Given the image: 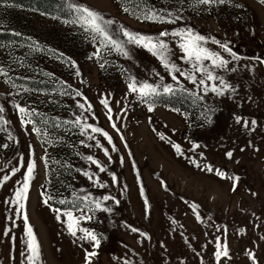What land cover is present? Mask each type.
Here are the masks:
<instances>
[{
  "label": "rangeland",
  "instance_id": "374dc122",
  "mask_svg": "<svg viewBox=\"0 0 264 264\" xmlns=\"http://www.w3.org/2000/svg\"><path fill=\"white\" fill-rule=\"evenodd\" d=\"M75 1L106 20H114L113 31L122 25L129 32L158 38L162 31L171 33L190 28L205 36L209 41L205 47L229 60V69H237L235 72L214 70V74L222 76L236 91L224 96L209 91L205 95L203 86L174 73L180 80L177 85L160 61L142 47L126 45L130 58H125L114 50L101 49L98 41L92 40L83 28L64 23L65 18L0 1V68L8 72V77L0 76V107L4 109L0 118L7 121L0 124V145H8L0 147V180L10 177L0 187V223L20 225V216L15 215L17 207L6 201L14 200L16 190L24 183L26 165L33 160L36 169L26 203L32 228L38 226L40 217H49L48 227L62 223L53 211L43 212V148L36 133L31 131L32 124L27 123L28 117L22 123V114L14 105L19 104L28 111L47 106L67 120L75 121L79 115L82 123L108 132L118 149L112 152V146L98 133L89 130L81 135L75 162L77 173L67 194L72 205L80 204L75 197L85 195L95 200L111 195L120 201L119 205L106 202L104 206L113 209L111 214L97 210L91 220L80 222L79 227L103 237L93 264H124L125 261L129 264H217L214 255L217 241L226 244L229 252V257H222L219 264H253L248 252L255 255L256 264H264V64L254 59H264V5L259 0H230V3L198 7L192 5V0H183L182 5L180 0ZM137 5L141 9L151 8L166 19L170 17L165 10L182 19L156 23L138 20L123 11L124 7L135 10ZM119 38L125 39L122 35ZM213 38L227 43L241 59L233 60L211 43ZM162 39H166L171 50L170 63L190 72L191 64L181 59L179 38L169 35ZM205 63L210 66V62ZM196 76L199 80L200 74ZM132 79L153 85L171 84L176 93L183 86L188 90L186 93L203 96V101L194 102L193 95L192 98L185 96L181 100L184 107H173L161 104L165 100L162 96L172 94H162L149 101L153 107L149 112V103L129 92ZM206 83L209 88L213 83L220 86L219 81ZM33 86L42 89L36 90ZM76 91L81 96H76ZM62 92L65 94L61 95ZM102 99H107L112 108V121L100 103ZM78 103L85 104L86 109L90 104V111L80 109ZM206 109H214L208 113L211 123L204 117ZM236 117L249 121V128L237 124ZM253 120L256 121L254 128ZM112 123H116L119 133L112 128ZM88 135L93 139H87ZM96 141L109 149L111 163L102 148L95 146ZM173 144L180 146L183 155L176 152ZM194 145L199 147L193 149ZM229 151L233 153L231 159L226 156ZM89 155L108 172L100 173L86 159ZM205 165H210L213 172L202 170ZM14 168L19 171L12 175ZM216 169L228 177H239L235 191L234 181L218 177ZM84 171L107 187L94 186L82 175ZM109 173L117 177L116 183ZM145 198L149 202L147 216ZM192 204L198 206L195 213L190 207ZM74 214L79 215L77 211ZM64 223L65 236H41L43 255L38 264H86L85 254L93 250L91 244L78 239L82 233L77 237L69 233L67 218ZM133 227L139 231L132 232ZM139 232L146 233L147 238ZM57 246L64 247V255L63 251L56 250ZM61 255L65 259H60Z\"/></svg>",
  "mask_w": 264,
  "mask_h": 264
},
{
  "label": "snow or ice",
  "instance_id": "6c2138e0",
  "mask_svg": "<svg viewBox=\"0 0 264 264\" xmlns=\"http://www.w3.org/2000/svg\"><path fill=\"white\" fill-rule=\"evenodd\" d=\"M259 2L264 5V0H259ZM181 5L183 4V0H180ZM230 3V0H192V5L194 7H198L200 5H206V6H212L217 4H225ZM237 7H240V5H236ZM8 7H12L11 4L8 5ZM68 8L71 9L73 12L76 13V15L71 20H65L64 23L68 24H76L79 27L83 28L84 32L89 33L92 40L98 41L99 46L101 49H107L108 51H115L122 55L125 58H130V52L127 49L126 45H134L137 47H142L146 49L148 52H150L154 57H156L161 65L169 71L171 78L173 81L176 82L177 85H180V80L177 78V76L174 73H179V76L183 77L185 80L190 81L192 84L196 85L199 84L200 86H203L202 91L206 95L209 91L213 92L217 96H224L228 92H235L236 89L229 83L225 81V79L220 76L214 74V70L220 69V70H227L231 72H235L237 69L235 67L229 69V63L230 61L223 58V56L215 51L210 50L209 48L205 47L206 44H208V39L200 34L195 33L192 29H184L181 31H172L171 33L167 31H162L159 33L158 38H154L152 36H147L139 33H132L126 30L122 25L118 27L115 31L112 30V26L116 23L114 20H106L103 16H101L99 13L87 8L80 6L75 3H69ZM180 9H177L179 11ZM123 11L126 13H129L130 15H133L138 20L142 21H150V22H156V23H174L176 20L182 19L181 16L174 15L173 12L165 10L167 17H170L169 19L165 18V15L158 14V12L153 11L151 8H143L141 9L139 5L136 6V9H130L128 7H124ZM139 11V14L137 12ZM56 18V17H53ZM12 35L19 36L20 33H12ZM119 35H122L125 39L121 40L119 38ZM169 35L172 37H178L179 38V44L178 47L180 48L181 52L183 53L181 59L185 63L191 64V71L185 72L182 71L179 67H177L174 63H170V55L171 50L169 49L168 43L166 42V38ZM211 43L216 44L219 48H221L224 52L228 53L233 60H240L241 57H239L235 52L232 51V49L228 46L227 43H221L218 40H215L214 38L211 40ZM254 59L259 60L261 64H264V59H260L259 57H255ZM210 62V66L206 64L205 62ZM101 68L104 67L103 64L100 65ZM196 73L200 74L199 80H197ZM77 75H79V72H77ZM157 75H159L157 73ZM0 76L8 77V72L4 70V68H0ZM161 82L163 81V77L160 78ZM206 81H219L220 86H216L215 83L209 88ZM5 82H8L6 80ZM12 87H15V84H12ZM129 92L133 94H137L138 98L145 102L149 103V101L154 98L158 97L162 94H176V89L173 88L171 84H157L153 85L151 83L147 82H138L135 79H132V81L128 84ZM25 91H28V89H25ZM179 91L181 92H187L188 90L183 88V86H180ZM65 93H61V95H64ZM190 95L194 96V102L196 101H203V96L192 94ZM76 96H81V93L79 91H76ZM100 103L104 106L105 109H107L108 113V120L112 121L113 117L111 115L112 108L109 106V102L107 99H102ZM20 114H22V123H24V117L27 116L28 124H32L31 131L35 132L37 136H47V132H43L42 129L36 127L35 123L31 119V113H29L28 109L25 107H21L19 104L14 105ZM80 109L84 111H90L91 105H88V108H85V104L78 103L77 105ZM4 109L0 107V113H3ZM148 111L152 112L153 107L151 103H149ZM210 111H214V109H206L204 112V117L207 120L208 123H211L210 116L208 113ZM235 122L237 124H242L244 128H249V121L243 120L240 117L235 118ZM7 121H3L2 118H0V124H6ZM46 123V121H45ZM65 125H74L80 129L81 135H86L88 131L90 130L92 133H98L107 141L109 145H111V151L116 152L118 149L116 148L115 144L113 143V138L109 135L108 132L104 131L103 129L99 127H94L87 123L81 122V116L77 115L75 121L70 120H64L62 122ZM251 125H256V121H251ZM56 128L60 127V123H56L54 125ZM112 128L115 129L119 133V128H117L116 123H112ZM9 138L11 139V134H9ZM161 139H164L163 136L160 137ZM87 139L92 140L93 136L88 135ZM120 139L123 141L124 137L121 135ZM86 147L88 145H85ZM96 147L102 148L105 157L108 158L109 163L112 162V157L109 154L108 148H103V146L100 144L99 141H96ZM0 147L7 148L8 145H0ZM125 147L127 145L125 144ZM173 147L175 148L176 152L183 155L181 148L179 145L173 144ZM199 147V145H194L193 149ZM233 153L231 151L226 153V156L231 159ZM44 163L45 167L48 166V161L45 158ZM88 161L91 162V164L95 165V167L99 170L100 173H106L108 172V169L104 167L97 159L93 158V156L89 155L86 157ZM55 162V161H53ZM194 164H196L197 167H200L199 164L196 163V161H193ZM121 165H123V158H121ZM23 166V165H22ZM27 173L24 178L23 185L18 188L15 192V198L11 201H6V203L15 205L17 207V211L15 212L16 216L22 217L24 221L25 226V235L27 238L26 248H27V254H26V261L27 264H38V261L40 260V244L37 239L36 233L33 231L32 226L29 223V216L27 214L26 210V203L28 201V193L30 188V182L34 179L33 173L36 169V162L33 160L29 162L26 165ZM208 172H213V168L210 165H205V169ZM19 171L18 168H14L12 170V175H15V173ZM111 179L113 183L117 182V177L114 174H111ZM215 174L222 178V179H232L234 181L233 191H235V182H238L239 177H228L226 176L225 172L221 171L220 169L215 170ZM82 175L86 176L94 186H98L100 188L107 187L106 184L102 183L98 178H94L93 174H90L87 171H84ZM8 179H10L9 176L3 177L2 180H0V187L3 186V183H5ZM127 189L125 188V191ZM141 196H143V187L141 186L140 189ZM41 196L44 197L42 202L45 206H47L51 211L56 213L57 220H60L61 215L65 216L67 218V227L69 233L73 237H77L78 233H82V235L78 236L79 240L86 241L91 244L92 251H86L85 254V262L86 264H93V258L98 256V249L101 247V241L102 236L98 235L94 231L79 227L80 222L82 220L88 221L93 218L95 215V212L98 210L103 213L111 214L113 212V209L111 207L104 206L106 202L113 201L116 205H119L120 201L117 200L115 197L111 195H105L100 200L91 199L88 195L85 196H77L75 197L76 201H79L80 203L84 204V207L81 208L78 205L76 206V211L79 213V215H75L73 211H66L62 212L60 208H54L52 207L51 201H53L54 197L50 194H48L47 190L41 193ZM75 202V201H74ZM57 203L64 205L66 204V200L60 199L57 201ZM91 205H94V208L91 207ZM144 205H145V211L146 216L149 208V202L147 198L144 199ZM193 212H196L197 205L192 204L190 205ZM92 213V215H88L87 213ZM196 219L199 221L200 216L197 214ZM175 223V221H173ZM128 227L127 225H125ZM11 229H8L3 232L4 236H9ZM132 232H138L139 230L136 228H131ZM140 236H144L147 238V234L144 232H139ZM11 238V237H10ZM264 239V237H262ZM217 264H219L222 257L228 258L229 252H228V246L226 244H222L221 242H216V251L214 253ZM247 255L249 258L253 261V264H256V258L255 255L251 252H248ZM124 264H129L128 261H125Z\"/></svg>",
  "mask_w": 264,
  "mask_h": 264
},
{
  "label": "trees",
  "instance_id": "16d2710c",
  "mask_svg": "<svg viewBox=\"0 0 264 264\" xmlns=\"http://www.w3.org/2000/svg\"><path fill=\"white\" fill-rule=\"evenodd\" d=\"M0 1L11 2L33 11L58 16L67 20H71L76 15L75 12L68 8L69 3H75L84 7L83 4L75 0ZM25 83L30 84L27 81ZM33 87L36 90L42 89L37 88V86ZM50 88L51 87H46L44 89ZM185 96L192 98V96L186 92H177L174 96H162L165 97V100H163L161 104L182 108L184 105L181 103V100H184ZM167 99H173L175 102L172 100L167 101ZM29 113H31V119L36 127L48 133L47 136H37L43 148V158L48 161V166L45 167L44 171L43 192L47 190L48 194L54 197L53 201H51L53 206L63 210H75L77 205L68 203L67 194L71 191L72 183L77 173L75 162L79 157L78 149L81 140L80 129L74 125L63 124L62 122L67 119L58 116L54 111L48 109L47 106L31 108ZM58 122L60 123V127L56 128L54 125ZM60 199L66 200V204L61 205L57 203ZM78 206L82 208L84 204L80 203Z\"/></svg>",
  "mask_w": 264,
  "mask_h": 264
},
{
  "label": "crops",
  "instance_id": "0c3cea01",
  "mask_svg": "<svg viewBox=\"0 0 264 264\" xmlns=\"http://www.w3.org/2000/svg\"><path fill=\"white\" fill-rule=\"evenodd\" d=\"M43 212H49V208L47 206L43 207ZM72 211V210H62V212ZM76 212V211H73ZM57 215V214H56ZM48 218V219H47ZM65 216L61 215L62 223L58 222L55 223L53 227H48L47 221L49 217H40L37 218L38 226L33 228V231L37 235L38 241L41 239V236L49 235V236H59L66 234V226L64 223ZM21 222L20 225H10L8 222H1L0 223V264H27L26 261V254H27V238L25 235V226L22 217H20ZM44 219V220H43ZM54 219V218H52ZM30 225L32 226V222L29 221ZM11 229L9 236H4L3 232ZM63 233V234H62ZM11 237V238H10ZM56 250L60 251L64 255V250L62 247L58 248L55 247ZM43 253L40 249V257L42 258ZM61 255L60 259H65V256ZM74 260V259H73ZM80 263V262H79Z\"/></svg>",
  "mask_w": 264,
  "mask_h": 264
}]
</instances>
